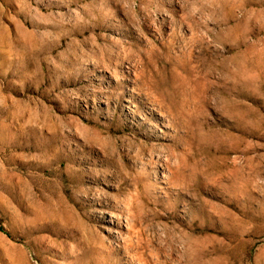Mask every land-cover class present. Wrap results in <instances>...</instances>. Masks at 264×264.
Segmentation results:
<instances>
[{
	"label": "rangeland",
	"instance_id": "obj_1",
	"mask_svg": "<svg viewBox=\"0 0 264 264\" xmlns=\"http://www.w3.org/2000/svg\"><path fill=\"white\" fill-rule=\"evenodd\" d=\"M0 264H264V0H0Z\"/></svg>",
	"mask_w": 264,
	"mask_h": 264
}]
</instances>
